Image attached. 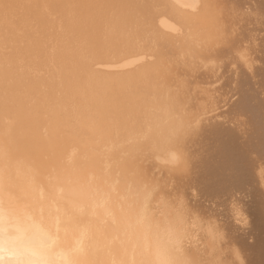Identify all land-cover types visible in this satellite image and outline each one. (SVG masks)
I'll return each instance as SVG.
<instances>
[{
	"label": "bare ground",
	"instance_id": "bare-ground-1",
	"mask_svg": "<svg viewBox=\"0 0 264 264\" xmlns=\"http://www.w3.org/2000/svg\"><path fill=\"white\" fill-rule=\"evenodd\" d=\"M121 113L182 155L135 163L222 233L201 264H264V0H0V115L22 140Z\"/></svg>",
	"mask_w": 264,
	"mask_h": 264
},
{
	"label": "clouds",
	"instance_id": "clouds-1",
	"mask_svg": "<svg viewBox=\"0 0 264 264\" xmlns=\"http://www.w3.org/2000/svg\"><path fill=\"white\" fill-rule=\"evenodd\" d=\"M131 127L126 113L76 117L60 137L45 124L37 149L0 115V264H201V234L222 233L135 163L152 152L157 170L182 167L165 130ZM229 264H246L238 249Z\"/></svg>",
	"mask_w": 264,
	"mask_h": 264
}]
</instances>
